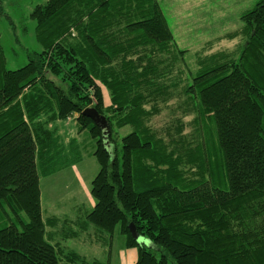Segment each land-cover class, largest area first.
Masks as SVG:
<instances>
[{"label": "trees", "instance_id": "16d2710c", "mask_svg": "<svg viewBox=\"0 0 264 264\" xmlns=\"http://www.w3.org/2000/svg\"><path fill=\"white\" fill-rule=\"evenodd\" d=\"M29 16L40 49L26 65L8 69L0 40V264H112L65 242L85 223L119 226L136 264H264V0L228 35L245 38L238 56L204 47L191 77L160 0H47ZM175 98L191 119L163 134L151 122ZM69 120L99 163L74 229L44 216L40 186L63 150L84 154Z\"/></svg>", "mask_w": 264, "mask_h": 264}, {"label": "rangeland", "instance_id": "374dc122", "mask_svg": "<svg viewBox=\"0 0 264 264\" xmlns=\"http://www.w3.org/2000/svg\"><path fill=\"white\" fill-rule=\"evenodd\" d=\"M46 1L0 0V40L8 69L15 70L26 65L28 51L40 49L35 36L36 20L29 15L36 5L44 4ZM258 1L160 0L162 10L174 32L176 43L180 49L186 50L184 59L189 67L190 77L197 73L199 68L197 52L204 47L207 49L201 53L202 56L220 51L232 53V55L240 53L238 51L245 42L244 36L241 34L231 38L228 35L241 32L244 25L241 15L251 10ZM103 92L105 104H112V93L109 88L104 86ZM174 92L178 95L182 94L177 87ZM178 102L179 100L175 98L166 104L162 114L153 118L152 127L164 134V128L168 123L171 126L170 131L180 124L179 118L188 124L191 116L185 118L180 116L181 113L175 110ZM65 127L69 136L73 135L78 144L84 145L81 149L84 154H80L77 148L72 149L69 155L63 150L50 166L51 169L54 168L53 174L48 176L42 174L40 180L42 209L46 217L51 216V213L55 211L59 212L61 225L69 219L66 225L74 229L76 225L85 223V215L93 208L94 203L91 199L93 202L95 200L91 195V182L99 173V163L91 153L90 140L86 141L87 136L83 137L78 132L76 122L69 120ZM64 128L61 127V134ZM188 130H190L189 127L186 128L185 133ZM120 132L121 136H124L131 132V127L123 128ZM180 150L185 151L184 148ZM196 156L199 157L200 153ZM73 164L76 166H72ZM78 215L79 218L76 217ZM116 228L113 234H110L85 223V229L71 238L74 240L70 241L73 246L70 248L77 249L78 253L90 260L96 257L100 260L108 259L112 264H121L119 256L124 249L125 238L120 233L119 226ZM169 264H174L173 260Z\"/></svg>", "mask_w": 264, "mask_h": 264}, {"label": "water", "instance_id": "95a60500", "mask_svg": "<svg viewBox=\"0 0 264 264\" xmlns=\"http://www.w3.org/2000/svg\"><path fill=\"white\" fill-rule=\"evenodd\" d=\"M83 115L89 116L91 119L95 121L96 124H98L100 127L104 129L105 132H107L110 128L108 125L107 118L104 115H101L97 109L93 107H89L85 109L83 112ZM132 236L135 240L138 241V243H149L150 240L144 238L138 231L137 227H135L133 224L130 225Z\"/></svg>", "mask_w": 264, "mask_h": 264}, {"label": "crops", "instance_id": "0c3cea01", "mask_svg": "<svg viewBox=\"0 0 264 264\" xmlns=\"http://www.w3.org/2000/svg\"><path fill=\"white\" fill-rule=\"evenodd\" d=\"M91 200H92V203L95 204V202H93V199H91ZM76 217L79 218V215L76 216ZM71 240H74V239H71V238L70 239H66L65 242L70 247H73L72 246V243L70 242ZM76 251H78V250L76 249ZM137 257H138V250H137V248L136 249L135 248H125V249H122L121 250V253H120V256H119V262L121 264H136L137 263Z\"/></svg>", "mask_w": 264, "mask_h": 264}, {"label": "bare ground", "instance_id": "6f19581e", "mask_svg": "<svg viewBox=\"0 0 264 264\" xmlns=\"http://www.w3.org/2000/svg\"><path fill=\"white\" fill-rule=\"evenodd\" d=\"M95 122V121H94Z\"/></svg>", "mask_w": 264, "mask_h": 264}]
</instances>
